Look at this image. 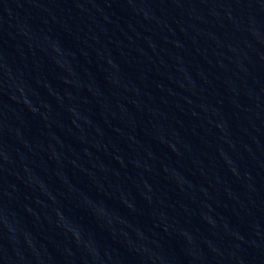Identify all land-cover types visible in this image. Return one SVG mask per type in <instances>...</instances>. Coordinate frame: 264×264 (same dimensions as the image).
I'll return each mask as SVG.
<instances>
[{
    "label": "water",
    "instance_id": "1",
    "mask_svg": "<svg viewBox=\"0 0 264 264\" xmlns=\"http://www.w3.org/2000/svg\"><path fill=\"white\" fill-rule=\"evenodd\" d=\"M0 264H264V0H0Z\"/></svg>",
    "mask_w": 264,
    "mask_h": 264
}]
</instances>
